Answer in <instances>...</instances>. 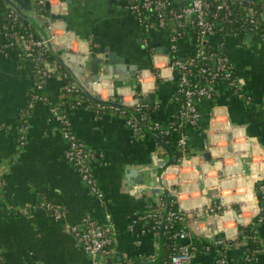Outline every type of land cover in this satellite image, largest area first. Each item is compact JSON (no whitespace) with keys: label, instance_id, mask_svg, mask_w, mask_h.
Wrapping results in <instances>:
<instances>
[{"label":"crops","instance_id":"crops-1","mask_svg":"<svg viewBox=\"0 0 264 264\" xmlns=\"http://www.w3.org/2000/svg\"><path fill=\"white\" fill-rule=\"evenodd\" d=\"M78 1L81 6L74 2L76 9L70 25L51 18L55 43L62 49L71 48L83 54L105 49L125 57L127 62L133 60L141 68L137 74L143 72L146 88L156 96L153 107L147 104L152 119L163 127L172 124L178 110L174 100L177 75L171 78L170 70L165 68L160 70L164 76L157 78L156 69L146 68L149 64L152 67L153 60L144 42V30L135 15L123 11L120 5L115 14L110 15L107 4ZM69 26L75 29L76 35L67 29ZM150 37L152 44L160 41L167 45L166 35L156 29L151 31ZM210 39L214 45L224 40L225 52L234 65L238 81L251 100L245 102L227 84L219 82L215 98L204 100L199 106L202 114L199 125L186 126L183 130L188 139L189 159L180 168L173 163L165 179L179 191L175 204L186 213L192 233L187 241L195 246V261L218 264L219 250L225 249L230 262L238 264L251 248L243 225L252 212L245 210L241 214L240 207L241 204L251 206L253 187L264 183V51L254 48L253 38L242 41L231 35L224 38L215 35ZM4 42L0 15V45ZM190 51L189 43L181 40L180 56ZM51 64L59 65L56 60ZM64 84L65 78L59 72L48 79L43 90L48 102L37 101L28 111L21 145L18 140L23 134L20 118L31 98L32 64L21 60L13 50H0V175L3 179L0 251L3 264H35L36 261L106 264L103 260L96 262L65 231V225L80 222L85 214L100 223H113L112 247L117 261L141 264L161 256L155 264H165L162 262L164 248L160 251V229H154L146 219L132 228L130 224L148 212L163 208L166 199L142 188L136 177L129 180L126 173L130 169L141 171L153 166L154 158L167 161L168 152L151 134L145 130L135 131L128 124V117L133 116L130 112L97 103L87 96L80 102L71 101L63 95ZM122 84L119 88L109 81L103 83L99 92L102 99L112 98L114 94L125 97L130 104L137 90ZM52 105L67 114L75 133L95 154L91 166L102 197L91 192L80 173L68 162L69 143L62 136L59 122L51 111ZM215 107L221 115L212 121ZM205 152L210 154V159L204 157ZM176 159L173 155V160ZM140 173L144 180L149 179L145 172ZM211 191L217 192V197L209 193ZM46 201L62 209L61 219L41 208ZM214 202L221 203L218 216L206 211V206ZM195 213L196 222V217L192 216ZM239 218L242 223L238 222ZM257 234L262 243L257 263L264 264V223L257 226ZM218 239H223L226 245L215 243Z\"/></svg>","mask_w":264,"mask_h":264},{"label":"built area","instance_id":"built-area-1","mask_svg":"<svg viewBox=\"0 0 264 264\" xmlns=\"http://www.w3.org/2000/svg\"><path fill=\"white\" fill-rule=\"evenodd\" d=\"M116 1L123 11L131 12L135 15L144 30V42L147 47L149 46L152 30L156 29L166 35V46L169 49V53H157L155 48L152 47L150 48V54L153 60V67L157 70L155 72L157 78L164 76V73L160 72V70L165 68L170 70L171 78H173L175 73L177 75V92L174 96V100L178 105L176 120L169 126L163 127L148 114L147 104L143 102V99L149 90L146 88L145 76L142 71L137 75L140 91H134L135 96L129 105L138 113L140 120L158 135L169 133L171 130L180 133L177 141V150L180 155L176 161H173L175 167L180 168L189 159L190 151L188 139L183 130L186 126L196 127L199 125L202 115L199 106L204 100H213L215 98L219 82L227 84L232 92L240 99L245 100V102L248 103L251 100V97L243 91L238 81L234 65L225 52L224 40L222 39L214 45L210 38L215 35H220L221 38L231 35L242 41L252 39L258 32L254 31V28L257 29L264 20V4L262 8H259L258 4L261 0H215V7L210 0ZM3 3L5 7L0 15L1 32L5 42L0 45V50H13L21 60H28L32 64L33 87L31 98L27 109H25L23 116L20 118L22 122L20 131H23V134L20 135L18 140L23 145L28 111L34 107L37 101L48 102V98L43 92L48 79L56 72H59L65 79L68 76L60 70L59 65L57 67L53 66L51 62L45 59L49 50L45 40L38 31L32 28V25L26 22L5 0H3ZM47 3L50 4L49 10L46 8ZM243 4L247 6L245 9L241 8ZM31 5L32 10L37 15L46 18V29L51 40L55 42L56 32L54 31L50 13H58V9L62 5L61 1L31 0ZM235 5L240 7H235ZM211 7L215 8L213 12L210 10ZM220 13H223V15L221 16ZM219 20L220 22H218ZM242 20L251 25L250 30H247L246 26L240 25ZM224 22H228L231 27L227 34L224 33ZM234 24H238V26L235 27ZM185 35L193 38V44L190 46L192 51L181 57L179 46ZM262 35L264 36V27ZM63 95L76 102L85 99L81 87L73 78L65 82ZM100 97L102 98L101 94ZM108 100L128 104L125 97L112 96ZM107 106L124 113L126 112V110L112 105ZM51 111L59 122L63 138L69 143V148L66 152L68 162L80 173L84 183L90 188L91 192L98 197H102V192L91 166V160L95 158V154L87 148L85 143L75 133L72 120L67 114L54 105L51 106ZM219 115L221 113L218 108H213L212 121ZM127 121L135 131L144 132L143 127L133 116L128 117ZM169 168L166 170L165 176ZM167 185L172 204H177L179 199L178 189L171 184L167 183ZM2 186L3 179L0 175V188ZM253 189L251 206H248V208L241 204L240 210L242 211L241 214L245 210L252 212L250 219L243 225V228L246 227L252 230L251 235H246L256 243V246L246 251L242 262L238 264H258L257 255L262 250V243L257 234V226L264 223V183H259ZM161 200L160 203L162 202ZM253 202L255 206H253ZM45 207L56 217L63 216V212L58 206L46 203ZM165 207L166 204L158 211L148 212L140 216L130 224V228L140 220L144 219L145 221L146 219L154 229H161ZM220 209L221 203L214 202L206 206V211L208 210L209 213L211 212L217 216ZM196 213L192 214V216L196 217L198 214ZM177 226L179 227L176 228ZM172 229L174 230L172 231ZM66 231L71 232L75 236L79 245L96 262L103 260L106 264H128L127 262L117 261L113 255L114 225L112 222L100 223L91 216H84L80 223L68 224ZM164 232L170 233L172 238L179 240L178 244L174 245L175 250L165 264H198L195 261V246L192 242L187 241V239L191 238L192 233L187 223L186 213L181 207L178 206L168 210ZM215 243L226 245L223 239H218ZM216 261L218 264H234L228 259L225 249L219 250ZM0 264H3L1 251ZM35 264L44 263L36 261Z\"/></svg>","mask_w":264,"mask_h":264},{"label":"water","instance_id":"water-1","mask_svg":"<svg viewBox=\"0 0 264 264\" xmlns=\"http://www.w3.org/2000/svg\"><path fill=\"white\" fill-rule=\"evenodd\" d=\"M5 1L8 4H10V6H12L24 20L29 22L38 31V33L45 40L49 52L54 56L55 60L59 63V66L65 69L71 75V77L79 84L83 93L88 98H90L91 100L97 103L103 105H112L130 112L134 116V118L139 122V124L143 127V129L149 134H151L168 152L169 157L167 161L164 160L163 158L161 159L154 158L153 166H146L141 171L137 169L135 170L130 169L126 173V177L129 180L136 177L139 184H141L142 188H146V189L148 188L155 195L158 194L159 196H163L166 199V207L164 210V215L162 218L161 229H160V241H161L160 251H161L163 249L162 236L164 233V225L167 219V213L170 208V200H171L169 187L165 179V172L173 164L174 161L173 154L170 151L167 144L165 143V141L156 132L151 130L146 124H144L140 120L138 113L134 111L129 104H124L121 102L112 101L108 99L104 100L100 97V93H99L101 89V85H103V83L108 81L114 87L120 88L123 86L122 83H125L132 90H137V87L140 86V84H138L137 72L141 68H139L133 60L127 62L125 57L118 55L114 51L107 52L105 49H103L95 53L89 52L87 54H83L80 52H76L71 48L62 49L55 42L51 40L49 33L44 26L46 18L37 15L32 10L31 0H5ZM60 1L62 5L58 9V13L51 12L50 18L55 20H61L64 23H68V25H70V21L73 17V10L76 9L74 2L78 4L79 1L78 0H60ZM94 1L101 4H107L108 7L107 14L110 15L115 14V12L118 10L119 3L116 0H94ZM78 5L81 6V4ZM46 8L48 10L50 9L49 3L46 4ZM71 9L72 12H70ZM67 29L74 34L75 29L73 27ZM152 46L155 48V51L157 53H163V54L169 53L168 47L163 45L160 41L153 43ZM146 68L150 69L151 65L149 64V67ZM143 69L145 68L143 67ZM143 102L153 107L156 102L155 93L149 92L147 94V98L143 99ZM204 157L206 159H210L209 158L210 154L208 152H205ZM140 172L143 173L145 172L147 175H149V179L147 178V180H144L143 174ZM209 193L214 194L217 197V192L211 191ZM46 203H50V202L47 201L43 202L41 204V208L45 210L47 213H49L50 216H53L56 219H61L62 216L56 217L55 215L51 214V212H49V210L45 207ZM51 204L55 205L54 203ZM235 214L237 215L236 212ZM84 216H91V215L85 214ZM238 222L242 223L243 222L242 218H239ZM67 225H65V231ZM69 225H73V224H69ZM69 233L74 237L75 241L79 245L75 236L71 232ZM79 247L83 249L81 245H79ZM160 258L161 256L157 258L155 261H148L141 264H155L160 260Z\"/></svg>","mask_w":264,"mask_h":264},{"label":"trees","instance_id":"trees-1","mask_svg":"<svg viewBox=\"0 0 264 264\" xmlns=\"http://www.w3.org/2000/svg\"><path fill=\"white\" fill-rule=\"evenodd\" d=\"M211 4L215 7L216 1L215 0H210ZM264 4V1L261 0L258 4L259 8H262ZM5 4L3 3V0H0V11L2 12L4 10ZM235 7H240L239 5H235ZM247 6L245 4L241 5V8L245 9ZM215 8L211 7V11L213 12ZM220 15L222 16L223 13H220ZM220 16V17H221ZM219 17V19H220ZM26 21V20H25ZM27 22V21H26ZM220 22V20L218 21ZM235 27L238 26V24H234ZM240 25L242 26H246L247 30H250L251 25L248 24V22L246 23L245 20L240 22ZM45 28L47 27V24H44ZM32 28H34L33 26H31ZM264 27V20L262 21V24L254 31H258L254 36H253V45L254 48H256L259 51H264V36H261L262 33V29ZM231 27L228 24V22H224V33L227 34L229 33ZM183 41H187L189 43V46H191L193 44V38L189 35H185ZM149 48H152V40L149 39V44H148ZM45 59L49 62H52L55 60L54 56L50 53L47 52ZM151 69H153L154 71L155 68L151 67ZM60 70H62V72L67 74V78L65 79V82H67L69 79H72L71 75L63 68L60 67ZM137 91H140V86L137 87ZM84 97H86V95H84ZM96 104V103H95ZM97 105V104H96ZM148 114H150V111H147ZM159 136L165 141V143L167 144V146L169 147L170 151L172 152L173 155H176L177 157L180 155L178 154V150H177V141L179 139L180 133L176 132L175 130H171L169 133L166 134H159ZM176 207V204H172L170 205V208L173 209ZM179 226H177L176 228H178ZM174 229H172L173 231ZM243 231L245 233H247V235H251L252 234V230H250L249 228L244 227ZM163 248H164V253H163V259L162 262H166L169 260V256L174 252V245L178 244L179 240L172 238L170 233H163ZM256 246V243L253 242L251 240V248H254Z\"/></svg>","mask_w":264,"mask_h":264}]
</instances>
